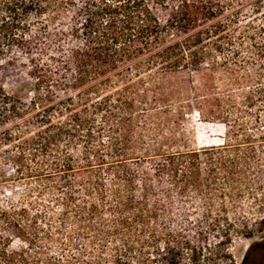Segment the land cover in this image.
Wrapping results in <instances>:
<instances>
[{"label":"trees","instance_id":"obj_1","mask_svg":"<svg viewBox=\"0 0 264 264\" xmlns=\"http://www.w3.org/2000/svg\"><path fill=\"white\" fill-rule=\"evenodd\" d=\"M154 1L2 0L0 44L27 58L34 99L23 103L0 88L15 129L10 140L17 142L13 176L24 184L22 200L0 206V264H91L72 251L49 255L46 247H70L79 234L101 245L113 224L142 233L158 195L184 198L192 191L199 202L215 195L231 199V183L251 173L255 157L241 151L264 142V131H246L213 91L220 70L228 89L248 80L235 69L244 65L242 42L234 37L239 9L225 13L206 0H168L162 21L149 5ZM65 16L71 17V43L62 53L67 33L51 30ZM31 19L55 48L45 63L35 58L33 40L42 36L32 33ZM54 67L60 69L56 91ZM257 92L264 96L262 88ZM211 102L217 113L206 109ZM191 109L223 121L222 145L165 150V143L173 144L168 132ZM67 223L76 226L74 237L64 236ZM218 224L217 216L211 225ZM13 238L23 246L12 249ZM139 238L125 239L124 253ZM172 251L158 250L155 259L163 264ZM115 260L125 264L128 257L121 251Z\"/></svg>","mask_w":264,"mask_h":264},{"label":"rangeland","instance_id":"obj_2","mask_svg":"<svg viewBox=\"0 0 264 264\" xmlns=\"http://www.w3.org/2000/svg\"><path fill=\"white\" fill-rule=\"evenodd\" d=\"M206 1L212 7H223L225 13L239 9L238 20L234 24V37L240 38L235 41L237 44L242 42L239 61L244 65L241 69H235L238 78L248 80L228 89L224 86L225 83H222L225 80L220 70L216 72L213 91L224 97V110L230 113L233 119L243 121L246 131L259 134L264 131V96L257 92L260 88L264 91V0ZM149 5L158 9L155 13L162 21L168 18V9L171 6L168 0L150 2ZM1 10L2 0L0 19ZM34 20L28 22L30 29L34 35L42 36L39 32L40 23ZM71 24V17L65 16L53 25L51 31L61 30L67 33L66 29ZM33 42L36 43L37 60L45 63L49 56L54 55L52 52L55 48L49 47L43 36ZM70 43L67 33L60 43L62 53ZM229 51L222 56L228 55ZM0 52V88L3 94L28 103L34 99V94L32 80L27 75L30 71L27 58L19 50L10 48L4 41H1ZM52 72L54 75L51 84L56 91L60 81V69L54 67ZM43 93V90L39 91V94ZM4 95H1L3 99ZM60 97V94H57L55 99ZM216 104L211 102L206 109L217 113ZM5 106L3 101H0V206L3 208L22 200L24 187L23 182L13 176L14 167L10 159L14 149L12 145H17V142L10 140L15 129L4 110ZM188 112L189 114L177 120L174 128L168 132L173 144L165 143L163 148L182 150L221 146L225 134L223 121L213 114L203 119L196 109ZM255 121L258 124H255ZM256 144L245 145L241 151L254 155L255 159L249 164L251 173L231 183L236 189L231 194V199L215 195L216 197L207 203L204 200L199 202L192 191L184 198H178L174 194L171 197L158 195L159 203L150 215L149 223L142 227V233L134 225L122 228L121 225L113 224L108 238L101 245L89 244L90 241L82 240L84 235L79 234L81 237L78 239L82 241L76 240L73 244L70 243V247L49 244L46 252L49 255L65 257L72 251L76 255H82L83 260L90 261L91 264H115L116 255H121L122 251V254L128 257L125 264H162L159 258L155 259L156 253L158 250L161 252L170 248L173 251L165 257L163 264H242L244 259L248 260V264L263 263L264 225L261 220L264 217V142ZM253 197L261 200L255 203ZM217 216L219 224L211 225V221ZM75 229L76 226L69 223L63 225L64 236L69 233L76 234ZM64 236L62 240H65ZM137 236L140 237L138 244H135L131 251L124 253V245H127L125 239L133 241V237ZM21 246L22 242L12 239V249ZM165 253L164 251L162 254Z\"/></svg>","mask_w":264,"mask_h":264},{"label":"flooded vegetation","instance_id":"obj_3","mask_svg":"<svg viewBox=\"0 0 264 264\" xmlns=\"http://www.w3.org/2000/svg\"><path fill=\"white\" fill-rule=\"evenodd\" d=\"M242 264H248V260L247 259H244ZM258 264H264V262L263 263H258Z\"/></svg>","mask_w":264,"mask_h":264}]
</instances>
